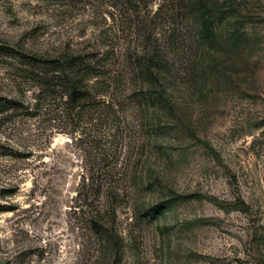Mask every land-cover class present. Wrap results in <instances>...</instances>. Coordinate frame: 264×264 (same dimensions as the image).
I'll list each match as a JSON object with an SVG mask.
<instances>
[{
	"label": "rangeland",
	"instance_id": "374dc122",
	"mask_svg": "<svg viewBox=\"0 0 264 264\" xmlns=\"http://www.w3.org/2000/svg\"><path fill=\"white\" fill-rule=\"evenodd\" d=\"M111 2L0 0V45L124 36ZM141 7L164 23L169 99L119 129L32 116L35 87L0 52V97L21 102L0 111V264H264V0Z\"/></svg>",
	"mask_w": 264,
	"mask_h": 264
},
{
	"label": "trees",
	"instance_id": "16d2710c",
	"mask_svg": "<svg viewBox=\"0 0 264 264\" xmlns=\"http://www.w3.org/2000/svg\"><path fill=\"white\" fill-rule=\"evenodd\" d=\"M111 1L110 6L127 21L124 36L114 38L111 33L103 40L61 43L28 52L0 45V52L13 59L23 78L35 87L32 116L51 107L53 118H62L73 131L83 128L87 132L88 125H93L99 132V126L119 129L131 104L146 116L154 94L162 102L169 99L162 82L163 74L172 72L160 43L163 20L144 13L143 0ZM201 33L211 36L207 29ZM20 105L16 98L3 101L0 97L2 112L17 111ZM90 137L94 139L93 134Z\"/></svg>",
	"mask_w": 264,
	"mask_h": 264
}]
</instances>
